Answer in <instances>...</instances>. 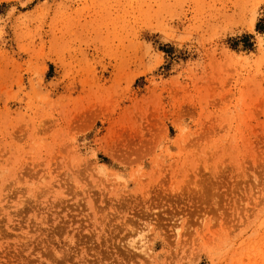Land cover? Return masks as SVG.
<instances>
[{
    "label": "rangeland",
    "instance_id": "rangeland-1",
    "mask_svg": "<svg viewBox=\"0 0 264 264\" xmlns=\"http://www.w3.org/2000/svg\"><path fill=\"white\" fill-rule=\"evenodd\" d=\"M0 264H264V0H0Z\"/></svg>",
    "mask_w": 264,
    "mask_h": 264
},
{
    "label": "bare ground",
    "instance_id": "bare-ground-1",
    "mask_svg": "<svg viewBox=\"0 0 264 264\" xmlns=\"http://www.w3.org/2000/svg\"><path fill=\"white\" fill-rule=\"evenodd\" d=\"M142 252H143V250H141ZM142 252H141V254H142Z\"/></svg>",
    "mask_w": 264,
    "mask_h": 264
}]
</instances>
